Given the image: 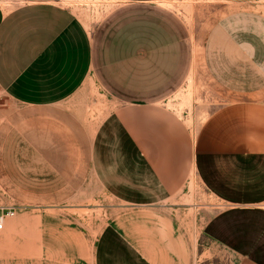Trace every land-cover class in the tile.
Instances as JSON below:
<instances>
[{"label": "crops", "instance_id": "obj_1", "mask_svg": "<svg viewBox=\"0 0 264 264\" xmlns=\"http://www.w3.org/2000/svg\"><path fill=\"white\" fill-rule=\"evenodd\" d=\"M8 1L0 264H192L194 241L264 264V0H212L201 43L164 0H117L93 28L64 0ZM200 67L220 102L181 107ZM103 194L121 211L96 234Z\"/></svg>", "mask_w": 264, "mask_h": 264}, {"label": "rangeland", "instance_id": "obj_2", "mask_svg": "<svg viewBox=\"0 0 264 264\" xmlns=\"http://www.w3.org/2000/svg\"><path fill=\"white\" fill-rule=\"evenodd\" d=\"M8 0H0L1 4L9 3ZM64 4L72 9L76 15L88 26L93 28L101 24L114 12L120 3L117 0H64ZM159 8L170 10L178 14L190 27H192L197 42H202V37L210 26L222 15L224 6L213 2L212 0H164L157 3ZM264 11V2L259 4ZM202 51L198 48V57ZM201 58V57H200ZM220 90L210 81L202 67H200L197 80L190 79L189 83L182 89V99L180 106H190L191 93L194 95L202 92H209L210 98L216 104L220 102ZM12 179L0 178V201L8 200L14 203L15 196L11 194ZM202 202L206 205H213L211 198L202 196ZM121 207L111 198L103 194L102 210L97 213L96 234L100 226L105 228L107 225L114 223L118 218ZM193 259L192 264H237L240 257L226 244L212 242H191Z\"/></svg>", "mask_w": 264, "mask_h": 264}, {"label": "built area", "instance_id": "obj_3", "mask_svg": "<svg viewBox=\"0 0 264 264\" xmlns=\"http://www.w3.org/2000/svg\"><path fill=\"white\" fill-rule=\"evenodd\" d=\"M14 215V211H6L4 209L0 211V232L4 230L6 218L9 216L13 217Z\"/></svg>", "mask_w": 264, "mask_h": 264}]
</instances>
